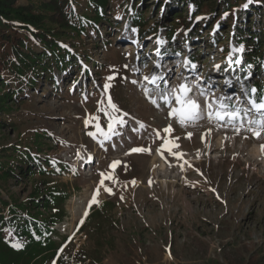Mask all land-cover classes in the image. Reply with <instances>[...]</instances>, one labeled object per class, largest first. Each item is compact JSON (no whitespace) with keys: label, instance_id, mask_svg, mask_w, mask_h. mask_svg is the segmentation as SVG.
Segmentation results:
<instances>
[{"label":"rangeland","instance_id":"1","mask_svg":"<svg viewBox=\"0 0 264 264\" xmlns=\"http://www.w3.org/2000/svg\"><path fill=\"white\" fill-rule=\"evenodd\" d=\"M162 1L142 0L135 7L142 4L147 9V20L163 21V12L171 0ZM244 2L248 7L249 0ZM107 8L120 10L116 4ZM219 11H200L203 19L198 20L205 28L204 44L197 45L201 56L198 64L203 66L200 72H181L187 68L184 55L169 60L160 56L156 36L147 34L136 46L133 43L139 37L136 26L128 27L123 21L120 29H106L105 37L112 39L111 48H106L104 42L83 44L91 55L90 60L98 64V68L86 64L90 75L73 71L75 74H69L66 82L57 70V87L38 80V86L26 87L22 99L8 97L9 109L0 110V117L12 125L6 124L0 131V148L18 144L23 147L20 149L27 147L30 153L32 150L38 162L46 163L45 169L51 170L49 184L69 194L63 202L67 212L64 220L54 227L59 233L56 239L61 241L66 236L62 248L68 245L66 251L70 255L81 250L100 259L94 264H254L258 261L264 264V150L261 148L264 131L256 138L247 120L240 127L239 122L232 125L227 118L220 122L209 120L206 115L208 98L231 96L238 97L232 100L234 105L247 109L250 118H259L246 94V84L254 77L253 73L249 70V79L244 80L241 66L227 62L225 68L226 57L222 56L225 44L212 42L210 25L217 21V15L222 21L226 16L223 12L221 16ZM208 12H212L211 16ZM118 17L121 20L120 14ZM228 23L218 27H222L224 38L228 37L225 42L230 46L233 34ZM130 33L131 38L123 39ZM179 48L186 51L188 43ZM115 64L121 66L114 76L120 81L114 87V92L121 96L118 101L113 100L112 94L103 93L101 82V74L106 80L111 75L108 67ZM164 69L170 74L162 76L167 84L161 83L163 86L159 87L171 85L176 89L182 83L191 85V95L201 103L205 118L181 124L178 115H170L172 107H179L175 96L165 103L157 95V85L151 83V77ZM150 74V79L145 80ZM76 76L80 83L74 84L72 79ZM205 76L213 83L207 82ZM197 87L204 91V96L198 95ZM109 96L116 112L110 109ZM99 109L111 123L102 122L101 131L106 133L97 138L96 132L89 135L87 129ZM120 112L130 118L123 124L116 122ZM117 125L123 126L121 131L116 130ZM169 125L173 131L164 132ZM236 127H240L239 132ZM44 131L42 148L36 149L30 136ZM166 140L170 143L164 146ZM175 144L179 147H174ZM135 147L150 151L130 153ZM89 152L97 155V161L84 174L76 173L72 168ZM46 159L55 162L58 171ZM114 161L121 163L110 167ZM100 173L106 177L103 185L99 183ZM19 176L2 181L4 198L14 194L24 200L31 192L33 180ZM98 187V202L89 207ZM106 189H111V193ZM93 208H102L101 213L90 216ZM1 213L8 215V207ZM259 256H262L260 260Z\"/></svg>","mask_w":264,"mask_h":264},{"label":"trees","instance_id":"2","mask_svg":"<svg viewBox=\"0 0 264 264\" xmlns=\"http://www.w3.org/2000/svg\"><path fill=\"white\" fill-rule=\"evenodd\" d=\"M141 1L0 0V110L5 112L9 109L8 97L22 99L23 93L27 92L26 87L38 86V80L57 87V70L60 77L66 78V82L70 78L69 74H75L73 71H83L89 75L91 72L86 64L91 63L97 68L98 64L96 60H90L91 55L83 44L88 41H93V45L104 42L106 48H111L112 39L105 37L107 30L114 27L120 29L123 21L128 23V27L136 26L139 36L136 46L140 41L143 42L147 34L159 37L161 49L165 53L168 49H175L177 40L189 42L192 50L190 62L195 64L198 71L201 70L198 50L194 46L197 38L205 37L202 33L205 28L199 22L192 27L196 16L203 15L204 11L200 12L201 9L220 10L221 16L222 12L226 14L223 21L218 19L219 15L216 16L217 26L210 25L209 29H213L212 41L225 44L222 53L224 56L228 55V43L225 42L228 37L226 35L224 38L222 27L218 26L229 22L228 28L232 30V40L237 48L235 55L242 54L245 60L242 69L249 68L254 73L252 82L247 84V90L257 101L264 98V0H251L248 7L243 6L245 0H171L163 12V21L157 22L146 19L147 9L144 10L142 4L135 7ZM109 4H116L120 10H110L107 8ZM208 13L211 16L212 12ZM183 14H186L185 18ZM132 35H124L123 39H129ZM108 68L110 76L114 77L121 66L115 64ZM69 70L71 73H68ZM247 75L248 73L244 77ZM102 77L101 74L103 84H110L107 89L103 87V93L112 94L113 100L118 101L121 96L114 92V87L120 81L116 77L112 80ZM72 82L78 83V76ZM253 88L257 91L252 92ZM110 109L116 112L113 108ZM95 114L87 132H96L100 136L101 124L106 119L100 109ZM6 124L11 125L1 116L0 131ZM45 135L46 131L35 132L30 136L36 149L42 148L41 140ZM20 148L23 147L18 144L0 148V264H94L100 261L98 257L87 255L81 250L70 255L66 251L68 245L62 248L66 236L61 241L56 239L55 236L59 233L53 225L64 220L67 212L63 202L69 194L57 185L49 184L48 175L51 170L45 169L46 163H39L38 156L33 155L32 150L30 153L27 147ZM46 160L49 165L54 166V171H58L55 162ZM18 174L21 178L33 180L31 192L24 200L14 194L9 199L4 198L2 181ZM42 184L45 186L42 187ZM7 207L9 214H2ZM101 209L93 208L90 216L100 214ZM15 244H20L21 247H14ZM257 258L260 260L262 256ZM88 260L89 263H86ZM254 264H259V261Z\"/></svg>","mask_w":264,"mask_h":264},{"label":"snow or ice","instance_id":"3","mask_svg":"<svg viewBox=\"0 0 264 264\" xmlns=\"http://www.w3.org/2000/svg\"><path fill=\"white\" fill-rule=\"evenodd\" d=\"M247 7V5H244ZM197 19H201V17H198ZM133 31H136L133 29ZM239 63V61H236ZM193 68H195V65H191ZM127 67V65H125ZM157 67L159 65L157 64ZM217 69H219V66H216ZM138 71V69H136ZM108 80L114 79L113 76L107 77ZM145 80H149V77H144ZM133 83H137V81H132ZM151 83L154 85H157V95L161 100H163L165 103H170L169 97L175 96V102L179 105V107H172L170 111V115L172 116H179L181 124H184L185 122H194L200 119L205 118V113L201 111V103L198 101V99L194 98L191 93L193 92V87L189 85L188 83H182L180 84L176 89H172L170 85H168L166 88H160L159 85L161 83L167 84V81L164 77L153 75L151 77ZM105 89L110 87V84L105 83L103 85ZM252 92H256V89H252ZM146 95H148V90H145ZM197 93L199 96H204L205 93L202 89H199L197 87ZM150 98V96H149ZM238 99V97H231V96H223L220 98L216 97H210L205 101L206 108H207V118L209 120L215 119L217 121H225L227 118L228 124L235 125L237 122H239L240 127H243V124L245 120H247L248 125L250 126V130L252 131L253 136L256 138H259L261 136V132L264 131V99H262L260 102H257L256 99H250L249 103L251 104V107L256 110L257 113H259V119H252L250 118V113L247 109H241L240 107H237L236 105L232 104L231 101L233 99ZM151 99V98H150ZM153 104L156 103L155 100H151ZM108 103L111 108L114 110L116 109V105L112 103L111 97H108ZM127 115V114H125ZM115 119V118H114ZM117 123L123 124L124 120L122 118H118L116 120ZM87 123V121H86ZM240 127H236L235 130L239 132ZM112 128V125H110V130ZM173 129L171 125L164 128V132L170 133ZM211 130H209L210 132ZM89 135H94V133H89ZM191 133L188 134V137H191ZM106 138H108L106 136ZM178 139V138H177ZM203 139V137H202ZM170 143V141H165V145L167 146ZM174 147H179L178 144L173 145ZM262 150H264V145H261ZM170 150V149H169ZM150 149L145 147H135L130 149V153H143V152H149ZM129 153V154H130ZM173 155L180 156L182 153L173 152ZM120 161H114L110 167H115L119 165ZM101 180L100 185L104 184L105 174L100 173ZM108 179H111V176L107 177ZM135 183V181H133ZM109 193H111V189H106ZM215 191V189H213ZM99 192V187L96 189V192L93 194L91 201L89 202V207L93 203H97V196L96 194ZM123 199V197H121ZM87 215V213H85ZM82 222V221H81ZM16 248H20V244L13 245Z\"/></svg>","mask_w":264,"mask_h":264}]
</instances>
